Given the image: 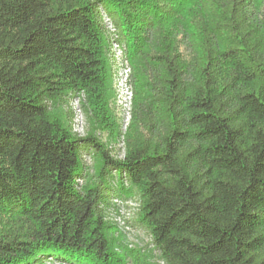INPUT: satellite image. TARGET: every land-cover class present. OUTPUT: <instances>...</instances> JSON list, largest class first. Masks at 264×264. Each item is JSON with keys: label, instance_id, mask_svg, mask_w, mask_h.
Returning a JSON list of instances; mask_svg holds the SVG:
<instances>
[{"label": "trees", "instance_id": "trees-1", "mask_svg": "<svg viewBox=\"0 0 264 264\" xmlns=\"http://www.w3.org/2000/svg\"><path fill=\"white\" fill-rule=\"evenodd\" d=\"M113 44L124 159L95 135L119 134ZM80 95L84 138L52 112ZM132 197L166 264H264V1L0 0V264H126L106 211Z\"/></svg>", "mask_w": 264, "mask_h": 264}, {"label": "rangeland", "instance_id": "rangeland-1", "mask_svg": "<svg viewBox=\"0 0 264 264\" xmlns=\"http://www.w3.org/2000/svg\"><path fill=\"white\" fill-rule=\"evenodd\" d=\"M181 52L185 58H188L183 49ZM112 109L114 111L113 100ZM52 112L64 126H71L69 117L72 111L68 102L53 106ZM85 115L87 117L86 134H89L92 126L87 114ZM116 134L117 132H112L110 129H96L95 131V135L100 143L112 152H115L117 147L118 136ZM88 162L86 182L90 185H97V176L101 162L98 158H93L92 160H88ZM136 201V198L133 197L123 198V202L112 200L109 208H107L106 221L113 227L108 237L114 245V251L122 255L126 264H166L162 253L154 245L149 229L142 221L141 208L136 205ZM120 224L121 226H119ZM56 258L60 257L56 256ZM53 264L61 263L55 262Z\"/></svg>", "mask_w": 264, "mask_h": 264}, {"label": "bare ground", "instance_id": "bare-ground-1", "mask_svg": "<svg viewBox=\"0 0 264 264\" xmlns=\"http://www.w3.org/2000/svg\"><path fill=\"white\" fill-rule=\"evenodd\" d=\"M108 23L109 20H106ZM110 65L114 89V114L119 123V134L116 151L112 153L116 159H124L126 156L127 135L133 120L134 89L132 86V68L125 58L124 51L117 45L112 46ZM84 96L70 97L69 106L73 113L72 132L80 138L86 137L87 120L83 109ZM123 200H115V202ZM134 201V200H133ZM140 208V203L135 202Z\"/></svg>", "mask_w": 264, "mask_h": 264}, {"label": "built area", "instance_id": "built-area-1", "mask_svg": "<svg viewBox=\"0 0 264 264\" xmlns=\"http://www.w3.org/2000/svg\"><path fill=\"white\" fill-rule=\"evenodd\" d=\"M78 138H80V137H78ZM119 207H120V203H119ZM119 226H121V224Z\"/></svg>", "mask_w": 264, "mask_h": 264}]
</instances>
